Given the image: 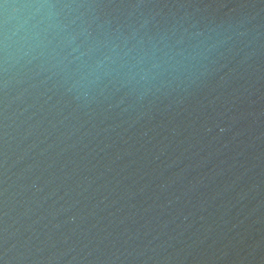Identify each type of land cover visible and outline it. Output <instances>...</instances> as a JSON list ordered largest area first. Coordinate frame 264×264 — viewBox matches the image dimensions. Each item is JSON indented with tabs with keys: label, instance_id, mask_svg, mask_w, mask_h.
I'll use <instances>...</instances> for the list:
<instances>
[{
	"label": "water",
	"instance_id": "water-1",
	"mask_svg": "<svg viewBox=\"0 0 264 264\" xmlns=\"http://www.w3.org/2000/svg\"><path fill=\"white\" fill-rule=\"evenodd\" d=\"M0 264H264V0H0Z\"/></svg>",
	"mask_w": 264,
	"mask_h": 264
}]
</instances>
